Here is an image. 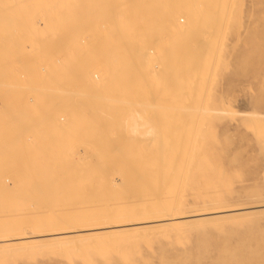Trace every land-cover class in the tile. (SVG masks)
Instances as JSON below:
<instances>
[{"label":"rangeland","instance_id":"374dc122","mask_svg":"<svg viewBox=\"0 0 264 264\" xmlns=\"http://www.w3.org/2000/svg\"><path fill=\"white\" fill-rule=\"evenodd\" d=\"M56 1L58 3H55ZM187 1L193 2V0ZM74 2L72 0H0L2 6H0V18L5 15L2 18L4 20H0V69L2 70H0V76L5 73L3 75L5 77L1 76L0 80L7 77L6 68L9 70L14 67L18 69L31 67L30 69L34 70L31 79L26 81L16 79L12 87L5 86L6 82L7 84L11 82L7 81L9 77L5 79L6 81L4 80L5 83L0 81V140L2 139V144L0 143V234L6 232L5 229L8 228L32 232L40 227H49V223L54 227L52 223L57 219L63 221L64 218L60 216L64 213L67 215L70 210L72 214L80 216L77 213L83 212L84 209L85 212L88 211L85 207L102 205L105 207L104 210L122 208V204L129 203L125 202L127 199L137 197L138 200L142 198L144 205L151 202L148 200L152 199L156 190L152 186L151 190L146 189L150 199L145 200L147 196H143L141 192V179L135 173L139 174L141 172L139 169H143L144 166L159 162L156 156L163 150L165 152L166 146L175 145L173 141L179 142L182 135L183 145L187 143L189 146L190 142V145L201 150H196L199 155H194L197 160L193 162L196 163L191 167L193 170L190 168L187 171L186 178L190 176L189 181L181 190L179 189L180 191L177 190L178 195L176 192L173 193V196L175 193L178 196L176 200L179 203L178 211L181 215L214 211L217 208L218 210L245 209L230 216L183 221L170 225L173 228L169 225H157L156 228L155 225L154 231L150 227L151 229L143 230L145 233L133 231L132 234L129 231L126 232L127 235L125 232L118 233L112 238L97 237L96 241L91 237V233H88L86 235H91L93 242L89 237L82 242L76 239L78 242L76 249L75 241L69 242L70 245L66 243L58 246L57 243L38 244L51 239H39V242L26 240L27 242H22V244H28L26 249H19L20 251L11 249L12 252L0 251V264H264V0H200L198 10L202 8L200 13L202 23L197 22L194 29L178 38H174L175 34L172 30V32L167 30L168 28L161 26V23L157 24V20L150 22L158 26L152 31L154 37L149 36L145 26L149 23L146 22L144 24L137 22L133 26V34H129L126 27L122 28L117 24L132 22L128 20L118 22L113 18L98 16L97 10L100 9L96 8L97 0H75ZM143 3L155 8L160 6L161 9L171 7L174 1L147 0L141 4ZM49 6L54 7L53 13L59 20H55V17L51 18L50 11L47 12L51 10ZM40 7L46 8V15L49 13L47 18L44 17V11ZM53 13L52 16H54ZM181 17L178 16V18ZM33 19L37 20V25L34 24ZM87 20H91V23ZM164 29L167 31L165 32ZM63 34L65 37H61L64 36ZM126 35L128 37L125 38ZM139 36L143 37L140 38L141 43L146 40L145 46L148 49L149 58L145 59L148 63L142 60L140 54L136 59L135 54L133 52L130 54L131 50L126 49L124 45L131 39L134 40L136 37L138 39ZM162 36L168 38L163 40ZM31 38L34 43L29 42L32 41ZM84 39L85 41H82ZM137 39L134 41L136 42ZM53 43L56 47L52 46ZM44 44L46 47L47 44L52 47L47 49ZM31 46L35 50L31 51ZM136 52H140L139 47ZM46 65L49 66L47 70L51 72L49 71V76L42 79L43 83L42 80L40 81L38 71H41L44 66L47 67ZM4 69L6 72L3 73ZM98 69H106L109 71V76L106 74L105 87L96 93V98L92 96L84 98L86 101H83L85 106V112L82 113L83 120L82 116H77L79 115L78 104L72 103L73 95L61 93L59 95L56 89L60 84L67 88L68 84L78 83L79 74L82 73L88 72L90 76L98 74L101 78ZM128 70H138L140 73L150 70L149 74L146 72L147 75L143 76L145 77L143 82H147L148 77L151 79L152 76L149 75L152 73L156 75L158 72L154 84L152 81L149 84L138 85L140 81L127 82L129 83L127 92L130 93L129 97L126 95L127 99L132 102L138 100L137 106L140 113L143 109L139 107L141 105L139 102L145 101L146 98L152 99L157 105L154 107L156 110L153 108L146 113L150 115L153 111L151 117L145 113L141 114L142 117H147L146 120H149L152 125V129H149L154 134L150 133L149 139L147 135L145 138V135L140 133H138L139 137L137 133L132 134L130 130L128 131L129 127L126 126V128L121 122L123 117L121 115L127 111L126 109H122L118 115L120 119L117 116V118H110V121L106 115L100 114L103 117L99 113L96 116L92 115L94 101L103 104L106 96L120 98L121 94H116V92L121 93L118 90L124 88L122 86L124 82L120 76ZM61 75L64 77L60 78ZM56 83L58 85H55ZM33 84L41 86L40 91L32 86ZM2 88L4 90H1ZM32 97H38L39 102H36L37 104L31 102ZM29 107L31 113L28 110ZM65 109L75 111L73 114L76 113L72 116L74 128L66 129L68 131L65 133L63 130L62 132L54 126L47 125L49 124L47 121L57 118L58 115L62 116V119L58 118L59 121L62 120L60 123L66 122L67 117H63ZM200 109L201 112H199ZM183 114H186L185 117ZM88 117L90 121L92 119L90 123ZM40 121L46 122V126L40 127ZM115 121L119 123L116 125ZM189 132L192 133V137L196 132L197 138L194 136L190 140L195 139L196 144L199 142V145H195V140L194 144H191L188 139L191 135ZM37 133L38 137H42H40L41 140L37 137ZM113 136H115L114 140ZM23 137L28 139V142ZM9 139L13 140V143L11 141L4 143ZM34 139L35 141L32 142ZM116 139H122L120 149L114 146L115 141H119ZM117 145L119 146L118 143ZM188 146L187 148L191 147ZM98 149L101 153L103 152V155L100 154L102 157H99V160H102L101 163L96 156ZM121 152L124 156L120 155ZM106 155L108 157H104ZM139 159L142 161L140 162ZM126 163L132 166H129L127 171L125 169L126 172L132 169V174L129 173V176H125L126 172L123 175L121 171L122 166L128 167ZM114 164L121 167H115ZM106 166L108 168H105ZM160 196L158 199L162 200ZM46 197L49 198V204H46ZM60 201L63 202L60 203ZM51 204L52 207H49ZM59 205L60 207H57ZM253 206L263 207L249 208ZM71 213L69 216L72 215ZM56 223L59 224L58 221Z\"/></svg>","mask_w":264,"mask_h":264},{"label":"bare ground","instance_id":"6f19581e","mask_svg":"<svg viewBox=\"0 0 264 264\" xmlns=\"http://www.w3.org/2000/svg\"><path fill=\"white\" fill-rule=\"evenodd\" d=\"M1 1H3V0H1ZM7 1V0H6ZM26 1V0H25ZM30 1V0H29ZM59 1V0H58ZM73 2L75 1V0H72ZM89 1V0H88ZM139 1V2H138ZM140 1H142V2H145V1H147V0H97V5H98V7H96L97 9H100V10H97V9H95V10H97L98 12H99V14H98V16L99 15H101V16H104V18H113L114 20H117L118 22H124V20H128V21H131L132 23H128V24H124V23H118L117 25H119L120 27H126L127 28V30L129 31V34H133V31H134V28H133V26H135V24L137 23V22H140L141 24H144L145 22L146 23H149V25H145L146 26V29H147V31H148V33L150 34L149 36L151 37V36H153L154 37V34L152 33V31L156 28V27H158V26H156V25H152L151 23H152V21L154 20V22H155V20H157L156 22H157V24L158 23H161V26L162 25H164L163 27H167L168 29L167 30H172L173 31V33L175 34H173L174 35V38H178V37H180V36H183V35H186V33L188 32V31H191L192 29H194L193 27H195L198 23L197 22H201L202 23V18L200 17V13H201V11H202V8H201V10L199 11L198 10V7L200 6V0H193V2H189V1H187V0H173L174 1V4L171 6V7H166V8H159L158 6H156V7H158V8H155V7H152L150 4H146V3H143V4H141L142 2H140ZM154 1V0H153ZM14 2V1H13ZM36 2V1H35ZM50 2V1H49ZM61 2V1H60ZM62 2H64V1H62ZM163 2V1H162ZM4 3V2H3ZM55 3H58L57 1L55 2ZM72 3V2H71ZM74 3H76V2H74ZM80 3H82V2H80ZM90 3H92V2H90ZM95 3V2H94ZM173 3V2H172ZM33 4V3H32ZM64 4V3H63ZM62 4V5H63ZM66 4V3H65ZM77 4V3H76ZM164 4V3H163ZM170 4V3H169ZM43 5V4H42ZM0 6H1V4H0ZM28 6V5H27ZM54 6V5H53ZM87 6V5H86ZM88 6H90V5H88ZM2 7V6H1ZM50 7V6H49ZM48 7V8H49ZM65 7V6H64ZM84 7V6H83ZM41 8V7H40ZM40 8H38V9H40ZM45 8V7H44ZM66 8V7H65ZM210 8H212V7H210ZM2 9V8H1ZM43 8H41V10H42ZM46 9V8H45ZM45 9H43V11H44V17L45 18H47V15H49V13H50V15H51V18H53L54 19V17H55V15H54V13H53V11H55V10H53L54 9V7L53 8H51L50 7V9L51 10H45ZM58 9H60V8H58ZM88 9V8H87ZM37 10V9H36ZM41 10H39V11H41ZM63 10H64V8H63ZM90 10V9H89ZM88 10V11H89ZM209 10V9H208ZM211 10H214L213 8L211 9ZM211 10H209V11H211ZM1 11V10H0ZM39 11H36V12H39ZM49 12L47 15H46V13L47 12ZM60 11V10H59ZM61 11H62V9H61ZM68 11H70V10H68ZM87 11V10H86ZM204 11V10H203ZM53 13V15L54 16H52V13ZM67 11H65V13H66ZM74 12V11H73ZM64 13V14H65ZM72 13V12H71ZM70 13V14H71ZM97 13V12H96ZM211 13H213V11L211 12ZM34 14V13H33ZM36 14V13H35ZM39 14V13H38ZM88 14H89V12H88ZM87 14V15H88ZM90 14H91V12H90ZM2 15V14H1ZM60 15V14H59ZM97 15V14H96ZM96 15H95V17H96ZM182 16L181 18H178V16ZM214 15V14H213ZM5 16V15H4ZM3 16V17H4ZM35 16V15H34ZM57 16V15H56ZM77 16V15H76ZM90 16V15H89ZM203 16V15H202ZM2 17V18H3ZM36 17H38V16H36ZM79 17V16H78ZM83 17V16H82ZM2 18H0V20H4V19H2ZM34 18V17H33ZM84 18V17H83ZM91 18H93V17H91ZM90 18V19H91ZM178 18V19H177ZM35 19V18H34ZM33 19V21H35V25H37L36 24V22H37V20H34ZM48 19H49V17H48ZM57 19V17H55V20ZM64 19V18H63ZM74 19V18H73ZM89 19V18H88ZM182 19V20H181ZM44 20V19H43ZM46 20V19H45ZM57 20H59V19H57ZM69 20V19H68ZM183 22H181V21ZM88 21V20H87ZM87 21H85V22H87ZM90 21V23H91V20H89ZM89 21H88V23H89ZM159 21V22H158ZM1 22V21H0ZM8 22V21H7ZM47 22V21H46ZM69 22H70V20H69ZM93 22V21H92ZM151 22V23H150ZM181 22V23H180ZM33 23V22H32ZM31 23V24H32ZM45 23V22H44ZM56 23V22H55ZM59 23V22H58ZM65 23V22H64ZM116 23V22H115ZM39 24V23H38ZM74 24V23H73ZM59 25V24H58ZM64 25V24H63ZM78 25V24H77ZM85 25V24H84ZM160 25V24H159ZM39 26V28H40V24L38 25ZM38 26H36V27H38ZM87 26H88V24H87ZM114 26H116V25H114ZM35 27V26H34ZM43 27H44V25H43ZM42 27V28H43ZM62 27V26H61ZM85 27V26H84ZM1 28V27H0ZM78 28V27H77ZM38 29V28H37ZM58 29V28H57ZM80 29V28H79ZM39 30V29H38ZM69 30V29H68ZM82 30H83V27H82ZM82 30H81V32H82ZM166 29H164V31L166 32L167 31ZM71 31H73V30H71ZM76 31H77V29H76ZM84 31V30H83ZM126 31V30H125ZM124 31V32H125ZM171 31V32H172ZM63 32V31H62ZM75 32V31H74ZM5 33V32H4ZM66 33V32H65ZM64 33V34H65ZM68 33V32H67ZM126 33V32H125ZM169 33V32H168ZM167 33V34H168ZM0 34H1V32H0ZM30 34V33H29ZM57 34V33H56ZM63 34V35H64ZM5 35V34H4ZM50 35V34H49ZM70 35V34H69ZM72 35H73V33H72ZM75 35V34H74ZM85 35V34H84ZM125 35V34H124ZM163 35H165V34H163ZM169 35V34H168ZM167 35V36H168ZM172 35V36H173ZM67 36V35H66ZM76 36V35H75ZM61 37H65V35L64 36H61ZM60 37V38H61ZM82 37V36H81ZM126 37H128L127 35L125 36V38ZM145 37V36H144ZM159 37V36H158ZM163 37V36H162ZM38 38H41V37H38ZM46 38V37H45ZM57 38V37H56ZM68 38V37H67ZM140 38H143V37H140L139 36V38L137 39V37L135 38V39H137V41L135 42L134 40H132L131 39V41L129 42V43H125L124 45H125V48L126 49H130L131 51H130V54L133 52L134 54H135V58L136 57H138L139 56V54L142 56L141 58H142V60L144 61V62H146L147 61V59H145V58H147L148 57V52H147V48H146V46H145V44H146V40L143 42V43H141V41H140ZM161 38V37H160ZM164 38H168V37H163V40H164ZM37 39V38H36ZM43 39V38H42ZM59 39V38H58ZM64 39V38H63ZM68 39H70V38H68ZM91 39V38H90ZM154 39V38H153ZM158 39V38H157ZM30 40H32V41H29L30 43H32L33 42V38H31ZM35 40V39H34ZM44 40V39H43ZM57 40V39H56ZM66 40V39H65ZM81 40V39H80ZM154 40H156V39H154ZM38 41H39V39H38ZM82 41H85V39L84 40H82ZM159 40H157V42H158ZM171 41V40H170ZM41 42V41H40ZM62 42H64L63 40H62ZM75 42V41H74ZM34 43V42H33ZM46 43V42H45ZM48 43V42H47ZM52 43V42H51ZM66 43H67V41H66ZM172 43V42H171ZM50 44V43H49ZM55 44H57V43H55ZM82 44H84V42L82 43ZM137 44V45H136ZM152 44V43H151ZM26 45H27V43H26ZM31 45V44H30ZM71 45V44H70ZM123 45V46H124ZM155 45H156V43H155ZM162 45V44H161ZM33 46H34V44H33ZM38 46V45H37ZM40 46H41V44H40ZM44 46H45V44H44ZM51 46V45H50ZM50 46H48V44H47V49L50 47ZM52 46L53 47H56V46H54V43L52 44ZM51 46V47H52ZM72 46V45H71ZM83 46V45H82ZM85 46V45H84ZM122 46V47H123ZM140 48V52L139 53H137L136 51L138 50V47ZM66 47V46H65ZM27 48V47H26ZM60 48V47H59ZM81 48V47H80ZM150 48V47H149ZM152 48V47H151ZM30 49H31V51L32 50H35V49H33L32 48V46L30 47ZM40 49V48H39ZM53 49V48H52ZM68 49V48H67ZM75 49V48H74ZM85 49H87V48H85ZM156 49V48H155ZM42 50H43V47H42ZM69 50H70V48H69ZM123 50V49H122ZM153 50H154V48L152 49V54H153ZM157 50V49H156ZM40 51V50H39ZM38 51V53H40ZM49 51V50H48ZM9 52V51H8ZM57 52V51H56ZM151 52V51H150ZM42 53V52H41ZM48 53H50V52H48ZM65 53V52H64ZM77 53V52H76ZM137 53V54H136ZM154 53H155V51H154ZM34 54V53H33ZM32 54V55H33ZM51 54V53H50ZM61 55V54H60ZM38 56H39V54H38ZM41 56V55H40ZM39 56V57H40ZM46 56V55H45ZM127 56H128V54H127ZM33 58H34V56H33ZM36 58V57H35ZM41 58V57H40ZM57 58V57H56ZM134 58V57H133ZM149 58V57H148ZM44 59H46V58H44ZM62 59V58H61ZM60 59V60H61ZM137 59V58H136ZM33 60V59H32ZM57 60V59H56ZM59 60V61H60ZM35 61H37L36 59H35ZM138 61V60H137ZM15 62V61H14ZM28 62V61H27ZM42 62V61H41ZM50 62V61H49ZM61 62V61H60ZM38 63H40V62H38ZM44 63V62H43ZM147 63H148V61H147ZM40 64H42V63H40ZM45 64H47V63H45ZM30 65H31V63H30ZM34 65H36V63H34ZM58 65V64H57ZM56 65V66H57ZM60 65V64H59ZM38 66V65H37ZM47 67H43L42 68V70H41V67H39V69L41 70V71H38V75H40V77H38V78H40V81L42 80V79H44L45 77H47V76H49V71L47 70V68L49 67L48 65H46ZM151 65H149V67H150ZM32 67H33V65H32ZM102 67V66H101ZM9 68V67H8ZM31 68V67H30ZM30 68H27V67H25V68H20V69H18L17 67H14V68H12V69H7L6 68V70H7V74L9 75H7V77L6 78H4V80L5 79H7L8 77L10 78L9 80H7V81H11L10 83L8 82V84H7V82H6V84H5V86L6 87H12V85H13V83H14V85H15V82H16V79H17V81H20V80H22V81H26L27 79H29L31 76H33V73H34V70L33 69H30ZM34 68V67H33ZM53 68H56V67H53ZM59 68V67H58ZM57 68V69H58ZM97 68V67H96ZM34 69H36V67L34 68ZM1 70V69H0ZM55 70V69H54ZM145 70V69H144ZM2 71V70H1ZM37 71V70H36ZM148 71H150V70H148ZM148 71H146V72H148ZM4 72H6L5 71V69H4V71H3V73ZM51 72V71H50ZM98 72H100L101 73V78H99V76H98V74H95V73H93V75L95 76V79L97 78V80H95L94 79V76H90V74L87 72V73H82V74H79L80 76L78 77L79 79H78V83H72L71 85H67V88L65 87V85H61L60 84V86H58L57 88L58 89H56L57 90V92H59V95H60V93L61 94H63V95H65V94H70V95H73V98H72V103L73 104H75V103H77L78 104V111H77V113H79V115H77L78 117H81L82 116V113H83V111H84V109H85V106H84V98L85 97H87L88 98V96H92V97H94V98H96L97 96H96V93H99L98 91L99 90H101V89H104V80H105V76H107L106 74H108V72L109 71H106V69H103V70H99L98 69ZM145 72V73H146ZM144 73V71H142L141 73L140 72H138V70H136V71H132V70H128L127 72H125V73H123L121 76H120V78L123 80V82H124V84H122V86L124 87H122L123 89H121V90H118L119 92H121V93H117L116 92V94H121V95H123V96H121L120 95V98H118V97H109V98H107V96H106V98L105 97H102L104 100V103L102 104V103H100V102H98V101H94V104H93V109H92V115L94 114V116H96V115H98V113H99V115L101 114V115H106L107 117H108V119H109V121H110V118H117V116L120 114V112L122 111V109H126V110H124V111H126V112H124V113H122V115L121 116H123L122 117V121L121 122H123V124H125V127L126 126H128L129 128H128V131L130 130V132L132 133V134H136L137 133V135H138V133H140V135L142 134L143 136L145 135V138H146V135H147V139H149L148 138V135L151 133V134H154V133H152V131H151V129H152V125H150V123H149V120H146V118H145V116L144 117H142L143 115H141V114H143V113H148V111L149 110H151V109H153L154 107H155V105H156V103H155V101H153L152 99H145V101L143 100H141L142 102H139V103H141V105L139 106L141 109H143V112L142 113H140V111H139V109H138V106H137V104H138V100L136 101H134L133 100V102L132 101H130L129 99H127V96L129 97L130 96V93L128 94V92H127V84H129V83H127V82H131V81H140V83H137V85L138 84H149V82H151L152 81V83L154 84V83H156L155 82V78L157 77V73L158 72H156V75H154V73H152L151 74V72H150V74L151 75H149L150 77H151V79L148 77V78H146V81L147 82H143V79H145V77H143L144 75H147V73L145 74ZM1 74V73H0ZM5 74V73H4ZM4 74H2L1 76H3ZM148 74H149V72H148ZM179 74H181V73H179ZM0 76V77H1ZM108 76H109V74H108ZM3 77H5V76H3ZM36 77V78H37ZM60 77V76H59ZM64 77V76H63ZM62 77V75H61V77L60 78H63ZM179 77V76H178ZM65 78H66V76H65ZM107 78V77H106ZM13 79V80H12ZM31 79V78H30ZM58 79V78H57ZM4 80H0V81H3V83H5V81ZM60 80V79H59ZM31 81V80H30ZM34 81V80H33ZM43 81V80H42ZM41 81V82H42ZM56 82V81H55ZM61 82V81H60ZM65 82V81H64ZM142 82V83H141ZM25 83V82H24ZM27 83V82H26ZM36 82H34V84H35ZM43 83H44V81H43ZM42 83V86H45L44 84ZM66 83V82H65ZM69 83V82H68ZM2 84V83H1ZM34 84L32 85V86H34ZM39 84H40V82H39ZM55 85H58L57 83L55 84ZM24 86V85H23ZM31 86V87H32ZM71 86V87H70ZM136 86V85H135ZM26 87V86H25ZM34 87H37L38 89L39 88H41V86L40 87H38V85L37 86H34ZM6 89V88H5ZM10 89V88H9ZM12 89V88H11ZM45 89H46V86H45ZM48 89V88H47ZM50 89H53V88H50ZM117 89H119V88H117ZM1 90H4L3 88L1 89ZM7 90H8V88H7ZM54 90V89H53ZM56 90H55V92H56ZM39 91H40V89H39ZM115 91V90H114ZM9 92H11V91H9ZM51 92V91H50ZM104 92V91H103ZM110 92V91H109ZM4 93V92H3ZM7 93H8V91H7ZM7 93H5V94H7ZM34 93H35V91H34ZM37 93H39V92H37ZM45 93H47L46 91H45ZM5 94H4V96H5ZM48 95H51V94H48ZM54 95V94H53ZM62 95V96H63ZM69 95V96H70ZM127 95V96H126ZM3 96V95H2ZM16 96V95H15ZM34 96V95H33ZM37 96L39 97V95L37 94ZM47 96V95H46ZM52 96V95H51ZM51 96H50V98H51ZM58 96V95H57ZM104 96V95H103ZM109 96V95H108ZM124 96H126L125 98H124ZM31 98V102H34L35 104H37L38 102H39V98ZM59 97V96H58ZM98 97H100L101 98V96H98ZM3 98V97H2ZM7 98H8V96H7ZM26 100L28 101V99L26 98ZM91 100V99H90ZM132 100V99H131ZM151 100V101H150ZM155 100V99H154ZM8 101V100H7ZM57 101V100H56ZM86 101V100H85ZM140 101V100H139ZM1 102V101H0ZM37 102V103H36ZM75 102V103H74ZM89 102V101H88ZM29 103V102H28ZM34 103H33V105H34ZM189 102H187V104H188ZM32 104V103H31ZM48 104V103H47ZM91 105V104H90ZM89 105V106H90ZM104 107H103V106ZM189 105V104H188ZM192 105V104H191ZM202 105V104H201ZM27 106H29V105H27ZM31 107H32V105H30ZM48 106H50V105H48ZM73 106V105H72ZM102 106V107H101ZM137 106V107H136ZM157 106V105H156ZM12 107H14V106H12ZM86 107H88L87 105H86ZM91 107V106H90ZM143 107V108H142ZM200 107V106H199ZM45 108V107H44ZM180 108V107H179ZM178 108V109H179ZM193 108V107H192ZM22 109V108H21ZM27 109V108H26ZM25 109V110H26ZM30 109V107L28 108V110ZM32 109H33V107H32ZM67 110H68V108H66ZM65 109V111H63V112H65L64 114V118L65 117H67L66 119H67V121L65 122V121H63L64 123H60V121H62L61 119V117H59V115H58V117L57 118H54V119H51V120H49V121H47L49 124H47V125H51V126H54L56 129H58L59 131H65V133L68 131V130H66V129H70L71 127L72 128H74L73 127V124H72V116H74V115H76V113L75 114H73L75 111H73L72 112V110H70V111H67ZM137 109V110H136ZM155 109V108H154ZM171 109V108H170ZM182 109V108H181ZM187 109V108H186ZM56 110V109H55ZM88 111H89V109H87ZM156 110V109H155ZM174 110V109H173ZM30 111V113H31V110H29ZM34 111H36V110H34ZM33 111V112H34ZM43 111V110H42ZM41 111V112H42ZM202 110L200 109V111L199 112H201ZM205 111V110H204ZM26 113H28L27 111H25ZM44 112V111H43ZM59 112V111H58ZM85 112V111H84ZM185 112V111H184ZM50 112H48V114H49ZM152 113H153V111H152ZM152 113L150 112V117H151V115H152ZM162 113V112H161ZM181 114H182V112H181ZM30 115V114H29ZM33 115V114H32ZM63 115V114H62ZM89 115H90V112H89ZM100 115V116H101ZM147 115V114H146ZM147 115V116H148ZM154 115V114H153ZM184 115V114H183ZM186 115V114H185ZM185 115H184V117H185ZM198 115V114H197ZM35 116V115H34ZM50 116H51V114H50ZM53 116V115H52ZM55 116H57V115H55ZM87 116H88V114H87ZM181 116V115H180ZM41 117H43L42 115H41ZM83 117V116H82ZM101 117H103V116H101ZM119 118L118 119H120V116H118ZM149 117V118H150ZM183 117V118H184ZM198 117V116H197ZM58 118H61L60 119V121H59V119ZM64 118H63V120H64ZM152 118H154V116L152 117ZM157 118V117H156ZM199 118V117H198ZM202 118V117H201ZM77 119V118H76ZM88 120H89V117L87 118ZM99 119H101V118H99ZM148 119V118H147ZM188 119V118H187ZM19 120V119H18ZM28 120V119H27ZM83 120H84V117H83ZM141 122H140V121ZM155 120V119H154ZM153 120V121H154ZM197 120H199V119H197ZM33 121V120H32ZM31 121V122H32ZM43 121H45V120H43ZM78 121V120H77ZM87 121V120H86ZM91 121H92V119H91ZM90 120L88 121L89 123L91 122ZM108 121V120H107ZM109 121H108V123H109ZM112 122L114 121V120H111ZM156 122L155 123H157V120H155ZM203 121V120H202ZM14 122V121H13ZM30 122V121H29ZM41 122V126L40 127H43V126H46V122L45 123H42V121H40ZM40 122H39V125H40ZM140 122V123H139ZM172 122V121H171ZM199 122H200V120H199ZM205 122V121H204ZM206 122H207V120H206ZM32 123H34V124H36L35 122H32ZM82 123H84V122H82ZM96 123H97V120H96ZM103 123V122H102ZM119 122H117V121H115V124L117 125ZM176 123V122H175ZM191 123V122H190ZM193 123H194V121H193ZM201 123V122H200ZM31 124V123H30ZM104 124V123H103ZM110 124V126H112L111 125V123H109ZM108 124V125H109ZM198 124V123H197ZM205 124V123H204ZM38 125V124H37ZM81 125V124H80ZM90 125V124H89ZM102 125V124H101ZM122 125V124H121ZM157 125V124H156ZM196 125V124H195ZM203 125V124H202ZM206 125V124H205ZM23 126V125H22ZM31 126V125H30ZM94 126V125H93ZM93 126H91V127H93ZM103 126H105V124L103 125ZM155 126V125H154ZM207 126V125H206ZM194 127V126H193ZM198 127V126H197ZM197 127H195L196 129H197ZM22 128V127H21ZM33 128V127H32ZM36 128V127H35ZM78 128H80V127H78ZM105 128V127H104ZM127 128V127H126ZM143 128V129H142ZM149 128H151V129H149ZM204 129H205V126L203 127ZM202 128V129H203ZM109 129H111V128H109ZM140 129H142V131H139ZM154 129V128H153ZM23 130V129H22ZM33 129H31V131H32ZM40 130V129H39ZM43 130V129H42ZM50 130V129H49ZM84 130V129H83ZM114 130H115V128H114ZM120 130H121V128H120ZM176 130V129H175ZM179 130V129H178ZM190 130V129H189ZM35 131V130H34ZM62 131V132H63ZM197 131V130H196ZM198 131H199V129H198ZM201 131V130H200ZM29 132H30V130H29ZM79 132V131H78ZM155 132V131H154ZM42 133V132H41ZM50 133V132H49ZM80 133H82V132H80ZM84 133V132H83ZM82 133V134H83ZM90 133V132H89ZM116 133H117V130H116ZM115 133V134H116ZM129 133V132H128ZM189 133H191V132H189ZM188 133V134H189ZM29 134V133H28ZM32 134V133H31ZM30 134V135H31ZM26 135V134H25ZM33 135V134H32ZM31 135V136H32ZM36 135V133L34 134V136ZM62 135V134H61ZM113 135H114V131H113ZM117 135V134H116ZM119 135V134H118ZM178 135V134H177ZM196 135V132H194V135H193V137H192V133H191V135H190V137H188V139L190 140V138L191 139H193L194 138V136ZM30 136V137H31ZM40 136V135H39ZM42 136L44 137V134H42ZM47 136V135H46ZM45 136V137H46ZM54 136H56V135H54ZM171 136V135H170ZM201 137H202V135H200ZM37 137H38V133H37ZM41 137V136H40ZM40 137H38L39 139H40ZM94 137V136H93ZM114 138H113V140L115 139V136H113ZM119 137V136H118ZM138 137H139V135H138ZM186 137V136H185ZM24 138V137H23ZM26 138H28V137H26ZM34 138H36V137H34ZM38 138H36V140L38 139ZM42 138V137H41ZM130 138V137H129ZM140 138H142V137H140ZM144 138V137H143ZM152 138V137H151ZM182 138H183V135H182ZM182 138H181V140H179V142L178 141H173L172 143H175V145H173V144H171V146L172 147H170V146H166V149H165V152L167 151V153H165V152H161V154L160 155H158V156H156V159L157 160H159V162L157 161V162H153L151 165H147V166H144L143 167V169H139L141 172L139 173V174H137V173H135L136 175H137V177H139V179H141L140 180V183H141V192L143 193V196H147V195H149V194H147L148 192H147V190L146 189H149V190H151V186H152V188L154 187V189L156 190V192H154L153 193V197H152V199H150V197L149 196H147L146 198H144L145 200H148V198L150 199V200H148V201H151V202H148V203H146L145 205L144 204H142V198L140 197L139 198V200L137 199H127L125 202H129V203H127V204H122L123 205V207L122 208H110V209H108V210H104L105 209V207L104 206H102V205H97V206H93V207H85V208H87V210L88 211H86L85 212V209L83 210V212L82 211H80V212H82L81 214H80V212L79 213H77V214H79L80 216H76L75 215V213H71V210H70V212L68 211V213H67V215H65V213H64V215H61L60 217L62 218H64L63 219V221H65V222H63L62 221V219H60L62 222H60V220H58L57 219V221L59 222V224H60V226H58L59 224L58 223H56L57 221L56 220H54V221H56V222H54V223H52V224H54L55 226L54 227H52L53 225H51V223H49V227H40V229H38V230H36V231H20V230H16V229H10V228H8V229H5V231L6 232H4V233H1L0 234V251H7V250H10L11 251V249H12V251H14L13 249H22V248H25L26 249V247H27V245L28 244H22V242H27L26 240H34V241H38L39 239H51V241L49 240V241H44V242H39L38 244H41V243H43V244H46V245H53V244H55V243H57V244H59L58 246H60V244H66V243H73L74 241H75V244L76 243H78V242H80V240H81V242H82V240H84V239H87L88 237L91 239V242H93V239L91 238V237H93L94 238V240L96 241L98 238L97 237H102V238H112V236H114V237H116L115 236V234H118V233H124L125 232V234H126V232H129V231H131L132 232V234H133V231H143V230H147V229H149L150 227H152V231H154L155 229H153L154 227L153 226H155L156 228H157V225H161V226H164V225H169V227L171 228L172 226H170V225H176V224H178V223H180V222H185V221H192V220H205V219H207V218H216V217H223V216H230V215H234L235 213H240L242 210H244L245 208H235V209H227V210H218L219 208H217V210H214V211H207V212H199V213H195V214H191V215H181V212L180 211H178L179 210V203H178V201L176 200L177 199V195H178V193H177V190L178 191H180L182 188H183V186L189 181V179H190V176L188 177V179L186 178V174L188 175V173H187V171H188V169H190L191 167H193L194 165H196V163H193V162H195L197 159H195V157L196 156H194V155H197L198 154V152L196 151V150H198L196 147H193V145H190V142L188 143L189 144V146H191V147H189L188 145H187V143L186 144H184L183 145V142L181 143V141H182ZM195 138H197L196 136H195ZM200 138V137H199ZM25 139V138H24ZM32 139H33V136H32ZM165 139H167V138H165ZM4 140V139H3ZM30 140V139H29ZM41 140V139H40ZM52 140V139H51ZM50 140V141H51ZM113 140H112V143H113ZM118 142H116L115 141V143H116V145L114 144V146L116 147V148H118V149H120V144H121V140L120 139H116ZM139 140H144V139H139ZM170 140V139H169ZM188 140V141H189ZM195 140V139H194ZM194 140H190L191 141V144L193 143V141ZM10 142L11 141V143H13L12 141L13 140H11V139H9V140H6V141H4V143L6 142ZM25 141L26 142H28V139L26 140L25 139ZM32 141V140H31ZM35 141V139L32 141V142H34ZM65 141V140H64ZM96 141V140H95ZM124 141V140H123ZM186 141V140H185ZM188 141H186V142H188ZM199 141V140H198ZM2 142V139L0 140V143ZM38 142V141H37ZM40 142V141H39ZM44 142V141H43ZM98 142H100V141H98ZM22 143V142H21ZM30 143V142H29ZM65 143H67V142H65ZM117 143L119 144V146L117 145ZM164 143V142H163ZM195 145H199L200 143L198 142V144H196V140H195ZM193 143V144H194ZM2 144V143H1ZM97 144V143H96ZM95 144V145H96ZM36 145V144H35ZM62 145V144H61ZM99 145H101L100 143H99ZM52 146V145H51ZM187 146L189 147V148H187ZM60 147V146H59ZM114 147V148H115ZM198 147V146H197ZM200 147V146H199ZM198 147V148H199ZM72 148V147H71ZM115 148V149H116ZM68 149V148H67ZM96 149V148H95ZM100 149V148H99ZM98 149V151H96L98 154L96 155L97 157H98V159L97 160H99V157L101 156V155H103V152L101 153L100 152V150ZM163 149V148H162ZM70 150V149H69ZM199 150H201V148L199 149ZM198 150V151H199ZM196 151V152H195ZM95 152V151H94ZM95 152V153H96ZM122 153V152H121ZM201 153V152H200ZM101 154V155H100ZM202 154V153H201ZM120 155H122V156H124L123 155V153L122 154H120ZM199 155V154H198ZM197 155V156H198ZM81 157V156H80ZM79 157V158H80ZM83 157V156H82ZM102 157V156H101ZM104 157H108L107 155L106 156H104ZM140 157V156H139ZM151 157V156H150ZM86 158V157H85ZM130 158V157H129ZM149 158V157H148ZM198 158V157H197ZM77 159V158H76ZM96 159V158H95ZM103 159V158H102ZM124 159V158H123ZM136 159V158H135ZM135 159H132V160H135ZM142 159V158H141ZM160 159L163 161L164 160V162H160ZM170 160L169 162L167 161V160ZM82 160H84V158H82ZM121 160H122V158H121ZM153 160V159H152ZM195 160V161H194ZM101 161L102 160H99V162L101 163ZM122 161H124V160H122ZM121 161V162H122ZM139 161H140V159H139ZM142 161V160H141ZM140 161V162H141ZM144 161V160H143ZM167 163H166V162ZM120 162V165H122V163L124 164L125 162H122L121 163ZM129 162V161H128ZM131 162V161H130ZM199 162H201V160L199 161ZM198 162V163H199ZM143 163V162H142ZM142 163H139V164H142ZM98 164V163H97ZM117 164H119V163H117ZM127 164V163H126ZM200 164V163H199ZM108 165V164H107ZM110 165V164H109ZM128 165V164H127ZM135 165V164H134ZM138 164H136V166H137ZM144 165H146V164H144ZM105 166V165H104ZM114 166L115 167H117L118 165H116V164H114ZM113 166V167H114ZM125 166V165H124ZM118 166V168H122L121 169V171H123V175L125 174V172L127 171V169L129 168V166H131V165H128V167L127 166ZM140 166H142V165H140ZM111 167V166H110ZM124 167V168H123ZM132 167V166H131ZM130 167V168H131ZM138 167H139V165H138ZM196 167V166H195ZM105 168H108L107 166L105 167ZM153 168H154V171H153ZM117 169V168H116ZM125 169H126V171H125ZM138 169V168H137ZM151 169H152V173H150V171H151ZM192 169V168H191ZM108 170V169H107ZM193 170V169H192ZM102 171H103V169H102ZM109 171V170H108ZM118 171V170H117ZM131 171H132V169H131ZM131 171L129 170L128 172H126V174H125V176L127 175V176H129L130 174H132L131 173ZM190 171V170H189ZM105 172V171H104ZM191 172V171H190ZM112 173V172H111ZM122 173V172H121ZM130 173V174H129ZM129 174V175H128ZM141 174V175H140ZM189 174H191V173H189ZM112 175V174H111ZM122 175V176H123ZM134 175V174H133ZM131 177V176H130ZM124 178V177H123ZM137 179V178H136ZM134 182V181H133ZM156 182V183H155ZM157 183H159V184H157ZM138 187V186H137ZM180 189V190H179ZM139 190H140V188H139ZM137 191V190H136ZM174 192H176L177 193V195H176V193L174 194V196H176V197H174L173 196V193ZM156 193V194H155ZM161 195V196H160ZM158 196H160L161 198H162V200L161 199H158L159 197ZM180 196V195H179ZM66 197V196H65ZM157 197V198H156ZM46 199H47V197H46ZM45 199V200H46ZM49 199V198H48ZM48 199H47V203L46 204H49L50 202L48 201ZM64 198H62V200H63ZM158 200V201H156V200ZM52 200V199H51ZM50 200V201H51ZM57 200V199H56ZM141 200V201H140ZM144 200V201H145ZM155 200V201H154ZM58 201V200H57ZM56 201V202H57ZM49 202V203H48ZM61 202H63V201H60V203ZM141 204H140V203ZM152 202H154V203H152ZM53 203V202H52ZM150 203H152V204H150ZM67 205V204H66ZM54 206V205H53ZM63 206V205H62ZM70 206V205H69ZM68 206V207H69ZM114 206H116V205H114ZM49 207H52V204L51 205H49ZM57 207H60V205L59 206H57ZM71 207V206H70ZM258 207H260V206H258ZM257 206H253V207H249V208H258ZM261 207H263V206H261ZM260 207V208H261ZM46 208V207H45ZM48 208V207H47ZM64 208V207H63ZM72 208V207H71ZM221 208V207H220ZM264 208V207H263ZM65 210H66V208H64ZM90 209V210H89ZM259 209V208H258ZM65 210H63V212L65 211ZM73 210V209H72ZM261 210V209H260ZM73 212V211H72ZM70 213L72 214L71 216H69L70 215ZM73 215H75V216H73ZM59 216V215H58ZM66 216H69V217H71V218H69V217H67V218H65ZM73 216V217H72ZM71 219V220H69V219ZM52 221V220H51ZM46 225V224H45ZM159 228H160V226H159ZM173 228V227H172ZM175 228V227H174ZM177 228H180L179 226H177ZM160 230H161V228H160ZM150 231V230H149ZM163 231V230H162ZM144 232V231H143ZM151 232V231H150ZM88 233H91V235H86V234H88ZM145 233V232H144ZM86 236H85V235ZM124 234V235H125ZM139 234V233H138ZM162 234V233H161ZM167 234V233H166ZM123 235V236H124ZM127 235V234H126ZM83 236V237H82ZM91 236V237H90ZM108 236V237H107ZM120 236V235H119ZM122 236V235H121ZM139 236V235H138ZM178 236V235H177ZM61 237V238H60ZM63 237V238H62ZM118 237V236H117ZM132 237V236H131ZM96 238V239H95ZM53 239V240H52ZM78 240V242H76L77 240ZM116 238H114V240H115ZM119 239V238H118ZM89 240V239H88ZM87 240V241H88ZM112 239H110V241H111ZM127 240H128V238H127ZM42 241V240H41ZM109 241V240H108ZM113 241V240H112ZM115 241H117V239L115 240ZM33 243H35V242H33ZM70 243L69 244H67V245H70ZM32 244V243H31ZM31 244H29V246L31 245ZM36 244V243H35ZM94 244V243H93ZM33 245V244H32ZM35 246V245H34ZM37 246V245H36ZM35 246V247H36ZM40 246V245H39ZM44 246V245H43ZM76 246H77V244L75 245V249H76ZM38 247V246H37ZM48 247V246H47ZM60 248V247H59ZM25 249H23V250H25ZM36 250V249H35ZM79 249H77V251H78ZM11 251V252H12ZM20 251V250H19ZM76 251V250H75ZM16 252V251H15ZM14 253V252H13ZM25 253V252H24Z\"/></svg>","mask_w":264,"mask_h":264}]
</instances>
